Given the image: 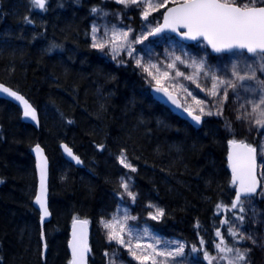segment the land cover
Masks as SVG:
<instances>
[{
	"label": "trees",
	"instance_id": "obj_1",
	"mask_svg": "<svg viewBox=\"0 0 264 264\" xmlns=\"http://www.w3.org/2000/svg\"><path fill=\"white\" fill-rule=\"evenodd\" d=\"M45 8L0 0V82L24 95L40 117L37 130L23 122L17 106L0 99V264H69V233L77 218L92 224L90 264H107L110 247L100 224L122 200L121 153L136 169L131 211L138 222L183 240L189 250L197 247L200 256L217 255L216 230L231 241L229 225L221 221H235V210H227L235 189L225 119L204 118L200 129L193 127L153 98L136 66H118L91 46V22L100 12L121 11L137 29V10L105 0H46ZM62 143L83 168L64 159ZM35 145L50 160L45 260L33 207ZM150 205L164 215L150 218Z\"/></svg>",
	"mask_w": 264,
	"mask_h": 264
},
{
	"label": "snow or ice",
	"instance_id": "obj_2",
	"mask_svg": "<svg viewBox=\"0 0 264 264\" xmlns=\"http://www.w3.org/2000/svg\"><path fill=\"white\" fill-rule=\"evenodd\" d=\"M117 3L123 4L125 7L129 5H138L142 8V16L147 19L152 10H159L161 7H165L162 2L151 3L150 0H116ZM260 0H241L238 4L237 0H183L176 7L168 10L164 15L163 25H158L151 29L147 35H155L169 29L173 32L179 33L180 29H186L185 32L180 33L186 39L196 40L198 37H203L207 43L212 47L214 52L220 53L225 50L239 49L245 50L248 55L256 58L260 63L259 67L254 68L251 63L245 62L243 66L239 63H232L230 77L225 76L220 78L216 72L210 67H206V63L201 61L192 60L190 63L183 60L180 56H175L167 64H160L148 62L147 64L142 62V58L134 56L135 48L132 46L135 43H141L147 36L134 37L129 39L131 29L122 30L117 29L115 25L111 30H106L103 34V38L97 37V27L92 28V47L99 50H103L106 47L109 49L114 60L118 63H125V60L118 59L122 54H125L130 59H135L137 68H140L144 73L150 77V83L154 82V88L156 92H162L171 100L177 107L181 105L177 102L170 91V89L180 88L187 96H192L191 91L188 90L183 84L179 82L178 78L191 81L196 84L201 91H205L206 95L210 97H219L216 104L213 107L217 108V114L223 113V104L228 100L229 89L233 90L234 100H240L243 97L244 103H241L238 108L237 120H248L254 125L264 128V79L257 77L256 72L260 71L264 73V5L257 7L256 4ZM33 8L45 10L46 0H30ZM98 9L93 8L92 12L96 13ZM27 19V18H26ZM28 23H32L30 19H27ZM177 62L184 65L185 68H191L192 73L186 74L177 67ZM163 64V67H161ZM171 70V71H170ZM203 74L204 79L211 80V88L206 89L202 87L198 80ZM245 81H254L253 84H245ZM170 82V83H166ZM223 89L221 92L220 90ZM0 91L7 92L9 95L15 96L16 99L25 103V116H31L35 119V112L30 110V106L27 105L23 98L17 96L15 92H11L9 89L0 85ZM247 93L248 95H244ZM259 93V95H257ZM193 102L199 105L198 115H193V112L188 108L189 115L197 123L201 121V115H212V111L205 112L206 103L200 99L193 97ZM246 105L250 106V110ZM242 110V111H241ZM236 149L242 151L235 154H230L229 160L232 161V185L236 188L235 199L232 201L228 211H233L235 220L239 221V225H232V222L228 219L221 221L222 224H228L227 235L231 237V241L225 239L219 229L216 230V237L218 242L215 243L217 255L210 256L207 251L204 252L205 259L209 260V264H212L213 260L225 261L226 264H242L246 261L248 253L251 251L248 248H244L242 251L238 245L245 239V233L243 231V224L245 216V200L242 197H251L257 194V180L255 176V152L256 149L248 144L237 143L235 140L230 142ZM101 150L103 146H100ZM37 153H40L39 147L36 149ZM65 151L77 164L81 163L78 157L73 156L71 151L65 147ZM120 163L125 167L136 171V169L127 162V158L121 154ZM41 171V194L36 197V203L40 206V210L43 213V217L49 215L46 203L44 200V181H45V167L40 165ZM130 179V178H129ZM121 187L124 192L135 200V194L129 188V184L122 179ZM264 195V191L260 193ZM251 204V201H247ZM151 207V205H150ZM227 206L217 205V208ZM249 211H254L250 208ZM219 214V213H217ZM162 209H156L154 213H150L152 219L156 220L163 216ZM129 219H135L129 217L126 213L123 220L118 216L113 217L111 221H102L105 228L108 229L109 241L115 240L121 247L127 248L133 258L137 260L148 259L150 257L146 255H138L134 250L133 242L135 241V248H141L140 240L142 234L137 232L135 226L129 225L127 221ZM86 224L87 221H83ZM117 226L118 230H117ZM147 230L145 229V233ZM247 238L252 241L253 244L256 241L250 234ZM157 245L160 244L159 240H156ZM172 242H165L164 250L158 248H152L154 255L151 257L152 264H184V245L182 243H176L174 248H170ZM201 250L204 245V240L201 239ZM72 248L73 259L71 264H82L84 253L89 251L86 241L82 237L78 238L76 232H73V241L70 244ZM149 247H152L149 245ZM46 248V245H45ZM193 252L198 251L197 247L193 246ZM231 254V255H229ZM107 255V253H106ZM155 257H163L164 259L157 261ZM180 257L181 259H176Z\"/></svg>",
	"mask_w": 264,
	"mask_h": 264
},
{
	"label": "rangeland",
	"instance_id": "obj_3",
	"mask_svg": "<svg viewBox=\"0 0 264 264\" xmlns=\"http://www.w3.org/2000/svg\"><path fill=\"white\" fill-rule=\"evenodd\" d=\"M106 2L116 3L119 6H122L125 10L133 11L137 10L140 16V25L139 28L135 29L132 21V17H129L130 20L125 19L126 16L122 14L121 11H111V10H104L100 12L95 20L91 24V31H90V40L92 44V28L93 26L97 27L98 31L96 33L97 37L103 38V34L106 30L110 31L112 26L115 25L117 29L127 30L131 29V33L129 39H133L134 37L139 36H147L146 39H143L141 43H135L132 46L135 48L134 56H138L142 58V62L147 64L148 62L160 64H167L171 61L172 58L175 56H180L183 60L187 62H191L192 60L201 61L203 60L206 63V67H210L213 71L216 72L217 76L220 78H224L225 76L230 77L231 74V65L232 63H239L241 66L245 62L251 63L254 68L259 67V61L254 57H249L248 55L243 54H232L230 56H215L212 55L205 45L204 42H198L194 44H185L179 41L176 37L172 35H163L157 39H151V35H147L152 28L158 26L161 23L163 15L161 11L164 7H161L159 10H152L147 19H144L142 16V8L138 5H129L125 7L123 4H119L116 0H105ZM183 0H162L165 4V7L169 4L179 3ZM151 3L155 4L161 2V0H150ZM241 0H237L239 4ZM250 2V0H249ZM264 5V0H260L256 4V6ZM102 56L109 59L110 61L114 62L117 65H127V64H135V59L128 58L125 54H122L118 59L125 60V63L121 64L118 63L117 60H114L109 53V49L106 47L103 50H99ZM161 64V67H163ZM177 67L184 71L186 74H191V68H185L184 65L179 64L177 62ZM139 73L141 74L142 78L145 80L147 86L153 87L154 82H149L150 77L147 76L140 68H137ZM171 71V70H170ZM256 75L260 79H264V73L257 71ZM179 82L183 84L185 87L191 91L192 96H187L180 88L170 89L171 92L175 93L180 101L183 104L184 108H188L195 114L199 113V105H196L193 102V97L196 99H200L205 101L206 107L205 112L212 111V115H201L204 118H218V119H225L226 126L230 131L233 140H247L253 145H255L258 149V153L260 156V177L263 181L262 191H264V128H260L254 123H250L248 120H237L236 116L238 113V108L241 103H244L243 97L240 100H234L233 90L229 89L228 91V100L223 104V113L217 114V108L213 107L216 104L219 97H210L206 95L205 91H201L200 88L196 86V84L192 83L191 81L184 80L182 77L178 78ZM202 87L206 89H210L212 84L210 79H204L203 74H201L200 79L198 80ZM170 83V82H166ZM245 84H253L255 85L254 81H245ZM221 92L223 89L220 90ZM244 95H248L245 93ZM259 95V93H257ZM249 108L250 106L246 105ZM242 111V110H241ZM127 158V162L129 159L125 153H121ZM117 156L118 162L120 163V156ZM131 164V163H130ZM120 165L124 169V174L120 178V182L124 179L128 184L130 190L133 191L135 194V200L133 201L122 188V200L118 204L115 212L109 217L108 219H104L103 221H111L113 217H119L123 220L125 213L129 217H134L135 219H129L127 223L129 225L135 226L137 232L142 234V238L140 243L142 245L141 248H135V241L133 242L134 250L137 252L138 255H146L150 258L137 260L133 258V256L129 253L127 248L121 247L115 240L109 241L108 239V229L105 228L104 224L101 222V228L107 236V244L110 247L109 251L104 252V256L106 257L107 264H152L151 257L154 255L152 252V248H158L159 250H164L165 242H172L169 246L170 248H174L176 243H182L184 245V255H183V262L184 264H209V260L205 259L204 256H200L197 252H193L189 250L187 244L178 238H166L161 233L155 231L147 222H138L137 218L133 216L131 207L134 205L136 201V193L134 191V180H133V171L129 168H125L121 163ZM132 165V164H131ZM130 178V179H129ZM260 192V193H261ZM258 194L257 197L245 199V213L242 215L245 216L244 224H243V231L245 233V239L241 245L238 247L241 248L243 251L244 248H248L251 251L248 253L246 261L242 262V264H264V195ZM251 201L249 204L247 201ZM263 203V205H261ZM250 208H253L254 211H249ZM156 209H160L155 205H151L150 213H154ZM149 213V217L151 218ZM160 218V217H159ZM158 218V219H159ZM156 219V220H158ZM239 221H233V226L239 225ZM117 226V230H118ZM145 229L147 232L145 233ZM250 234L252 238L256 241L255 244L252 243L251 240L247 238V235ZM156 240L160 241V244L157 245L155 243ZM151 245L152 247H149ZM107 253V255H106ZM230 255V254H229ZM157 261L164 259L163 257H155ZM176 259H181L177 257ZM215 264H218L216 261ZM219 264H226L225 261H219Z\"/></svg>",
	"mask_w": 264,
	"mask_h": 264
},
{
	"label": "water",
	"instance_id": "obj_4",
	"mask_svg": "<svg viewBox=\"0 0 264 264\" xmlns=\"http://www.w3.org/2000/svg\"><path fill=\"white\" fill-rule=\"evenodd\" d=\"M182 3V2H180ZM179 3H173L172 5H170L169 7H167L163 13V17H162V21L159 25H163L164 23V15L168 12L169 9L176 7ZM259 7V6H257ZM186 29H180L179 33L177 32H173L169 29H165L164 31L157 33L155 35H151V39H157L162 37L163 35H172L174 37H176L179 41L185 43V44H194V43H198V42H204L206 44V46L208 47L210 53L212 55H221V54H229L233 51L239 50V49H232V50H225L222 51L220 53L214 52L212 50V47L207 43V41L203 38V37H198L196 40H191V39H186L183 35H181L180 33L185 32ZM241 51V50H239ZM245 51V50H244ZM0 85H2L4 88L9 89L11 92H15L17 96H20L23 98V101L27 102V105L30 106V110L35 112V119H32V117L29 116H25V103L22 102L21 100L16 99L15 96L9 95L7 92H3L0 91V99H4L6 101L11 102L12 104H14L15 106H17L22 113V120L23 122L30 124L31 126H33L35 129L39 130L40 128V117H39V113L38 110L32 105V103L24 96L22 95L20 92L12 89L11 87L7 86L6 84H3L0 82ZM151 91V95L153 96V98L155 100H157L158 102H160L161 104L165 105L167 108H169L174 114H176L177 116L181 117L182 119L186 120L187 122H189L193 127L200 129L203 125V121H204V117H201V121L200 123H197L195 120L192 119V116L189 115L188 111H185L182 102L180 101V99L178 98V96L171 92L173 97L175 99H177V102L181 105L180 107H177L176 104H173L171 102V100H168V97L165 96L162 92H156L154 86L150 88ZM193 115H197L195 113H193ZM237 143H243V144H248V142L245 141H240L237 140ZM251 146V145H249ZM37 147H39L40 149V153H37L36 149ZM65 147H67L73 156H76L79 158V160L81 161V163L77 164L76 161L74 159H72V156H69L68 153L65 151ZM253 147V146H251ZM254 148V147H253ZM60 149L61 152L63 154V157L66 161H68L69 163H72L74 166L78 167V168H83L84 164L82 159L65 143H62L60 145ZM256 149V148H255ZM242 151L241 149H236L232 146V144H229V150H228V164H229V171L231 173V181H232V168H231V163L232 161L229 160V156L230 154H235L237 152ZM32 155L34 157L35 160V170H36V177H37V188H36V195L33 201V206L34 208L38 211L39 215H40V228H41V232H42V242H43V259L45 260L46 258V254H47V243H46V237H45V228L46 225L48 223L51 222L52 220V213L50 211V205H49V193H50V160L49 157L45 151V149L41 146V145H35L34 148L32 149ZM255 161H256V166H255V176H256V180H257V194L260 192V190L262 189V180L260 178L259 175V161H258V151L256 149L255 152ZM44 165L45 167V181H44V200L46 203V207L48 209L49 215L46 217H43V213L40 210V206L35 202L36 201V197L39 196L41 194V171H40V165ZM236 191V188H235ZM257 194L251 196V197H242V199H246V198H252L254 196H256ZM235 199V197H234ZM83 221H87L85 219H76L72 222L71 228H70V239H69V243H68V251H69V255H70V264L72 262L73 259V255H72V248L70 247V244L73 241V232H76V235L78 238L82 237L84 241H86L87 247L89 249V251L84 253V258H83V262L82 264H89L90 262V258L92 255V244H91V235H92V225L90 224L89 221H87L86 224H83ZM46 245V248H45Z\"/></svg>",
	"mask_w": 264,
	"mask_h": 264
},
{
	"label": "flooded vegetation",
	"instance_id": "obj_5",
	"mask_svg": "<svg viewBox=\"0 0 264 264\" xmlns=\"http://www.w3.org/2000/svg\"><path fill=\"white\" fill-rule=\"evenodd\" d=\"M232 54H243V55H248L247 53H246V51H244V50H241V51H239V50H236V51H233V52H231V53H229V54H222L221 56H230V55H232ZM218 56V55H217ZM249 57H251L250 55H248ZM251 144V146H253V147H255L256 149H257V147L255 146V145H253L252 143H250ZM34 148V146L32 147V149ZM32 149H31V151H32ZM257 151H258V149H257ZM31 156L33 157V155H32V152H31ZM33 159H34V157H33ZM35 161V160H34ZM258 161H259V174H260V163H261V161H260V156H259V153H258ZM36 171V170H35ZM262 184H263V181H262ZM262 187H263V185H262ZM34 201V200H33ZM34 207V206H33ZM70 263V262H69Z\"/></svg>",
	"mask_w": 264,
	"mask_h": 264
},
{
	"label": "bare ground",
	"instance_id": "obj_6",
	"mask_svg": "<svg viewBox=\"0 0 264 264\" xmlns=\"http://www.w3.org/2000/svg\"><path fill=\"white\" fill-rule=\"evenodd\" d=\"M94 20H95V19H94ZM94 20H93V21H94ZM93 21H92V22H93ZM92 22H91V24H92ZM103 57H104V56H103ZM106 59H107V58H106ZM107 60L110 61L109 59H107ZM111 62H112V61H111ZM113 63H114V62H113ZM116 65H117V64H116ZM127 65H128V64H127ZM118 66H121V65H118ZM123 66H125V65H123ZM41 242H42V238H41ZM42 244H43V242H42Z\"/></svg>",
	"mask_w": 264,
	"mask_h": 264
}]
</instances>
